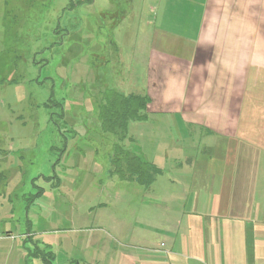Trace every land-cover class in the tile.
<instances>
[{
  "label": "rangeland",
  "instance_id": "374dc122",
  "mask_svg": "<svg viewBox=\"0 0 264 264\" xmlns=\"http://www.w3.org/2000/svg\"><path fill=\"white\" fill-rule=\"evenodd\" d=\"M141 3L0 0V264H115L136 246L116 226L136 239L156 197L110 173L116 145L140 153L97 106L120 80L143 84Z\"/></svg>",
  "mask_w": 264,
  "mask_h": 264
},
{
  "label": "crops",
  "instance_id": "0c3cea01",
  "mask_svg": "<svg viewBox=\"0 0 264 264\" xmlns=\"http://www.w3.org/2000/svg\"><path fill=\"white\" fill-rule=\"evenodd\" d=\"M141 8L153 15L140 37L143 84L111 90L148 98L125 139L159 172L140 186L156 198L136 239L116 226L120 242L137 244H121L115 264H264V0Z\"/></svg>",
  "mask_w": 264,
  "mask_h": 264
},
{
  "label": "trees",
  "instance_id": "16d2710c",
  "mask_svg": "<svg viewBox=\"0 0 264 264\" xmlns=\"http://www.w3.org/2000/svg\"><path fill=\"white\" fill-rule=\"evenodd\" d=\"M149 100L142 95H123L114 90H105L100 103L97 106L98 119L104 132L118 135L125 140L127 125L129 122H143L147 118V104ZM115 146L119 157L111 159L112 175L120 180L134 181L141 187H149L153 177L158 170L152 165L143 163L136 155L122 148Z\"/></svg>",
  "mask_w": 264,
  "mask_h": 264
}]
</instances>
